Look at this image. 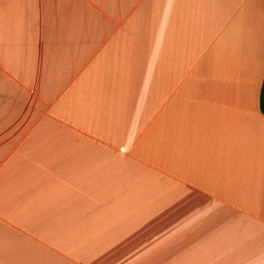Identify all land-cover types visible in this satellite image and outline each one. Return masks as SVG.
<instances>
[{
	"label": "crops",
	"instance_id": "crops-1",
	"mask_svg": "<svg viewBox=\"0 0 264 264\" xmlns=\"http://www.w3.org/2000/svg\"><path fill=\"white\" fill-rule=\"evenodd\" d=\"M264 0H0V264H264Z\"/></svg>",
	"mask_w": 264,
	"mask_h": 264
},
{
	"label": "trees",
	"instance_id": "trees-1",
	"mask_svg": "<svg viewBox=\"0 0 264 264\" xmlns=\"http://www.w3.org/2000/svg\"><path fill=\"white\" fill-rule=\"evenodd\" d=\"M260 107H261L262 113L264 114V82H263V86H262V90H261Z\"/></svg>",
	"mask_w": 264,
	"mask_h": 264
}]
</instances>
